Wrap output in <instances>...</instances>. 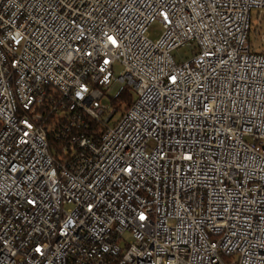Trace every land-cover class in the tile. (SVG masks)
Returning <instances> with one entry per match:
<instances>
[{
    "label": "built area",
    "instance_id": "1",
    "mask_svg": "<svg viewBox=\"0 0 264 264\" xmlns=\"http://www.w3.org/2000/svg\"><path fill=\"white\" fill-rule=\"evenodd\" d=\"M263 10L0 0V264H264Z\"/></svg>",
    "mask_w": 264,
    "mask_h": 264
},
{
    "label": "rangeland",
    "instance_id": "2",
    "mask_svg": "<svg viewBox=\"0 0 264 264\" xmlns=\"http://www.w3.org/2000/svg\"><path fill=\"white\" fill-rule=\"evenodd\" d=\"M163 29L162 26L158 23L153 24L149 30V37L151 40L156 41L159 39L162 34ZM250 41L253 46V49L259 52H264V10L263 11H254L252 15V32L250 34ZM178 60L181 59H189L192 55L186 48H181L177 52H175ZM116 78L122 76L123 67L120 64H116L114 68ZM125 88V85L114 82L109 89H107L104 94L105 97L103 99V104L108 106L111 112L113 109H118V106L112 105L111 99L116 98L119 93ZM125 109V107L123 108ZM122 115V112L119 111L115 118L113 119L110 125H113L115 121H117ZM59 118H64L63 114L57 116L54 120L53 124L50 126V130L59 123Z\"/></svg>",
    "mask_w": 264,
    "mask_h": 264
},
{
    "label": "trees",
    "instance_id": "3",
    "mask_svg": "<svg viewBox=\"0 0 264 264\" xmlns=\"http://www.w3.org/2000/svg\"><path fill=\"white\" fill-rule=\"evenodd\" d=\"M111 102H112V105L119 107L117 109L118 111H121L123 113L127 111L131 107L132 103L134 102V94L128 87H125L123 88V90L119 93V95L116 98L111 99ZM124 107L125 109H123ZM90 125L93 127L98 126L96 123H92V122L90 123ZM89 130H88V133H89ZM85 133L87 134V128L85 129ZM49 136H50L52 150L55 156L58 157L61 151V148H60L61 143L52 137V133Z\"/></svg>",
    "mask_w": 264,
    "mask_h": 264
},
{
    "label": "snow or ice",
    "instance_id": "4",
    "mask_svg": "<svg viewBox=\"0 0 264 264\" xmlns=\"http://www.w3.org/2000/svg\"><path fill=\"white\" fill-rule=\"evenodd\" d=\"M113 43H115V41H113ZM143 219V217H141Z\"/></svg>",
    "mask_w": 264,
    "mask_h": 264
}]
</instances>
